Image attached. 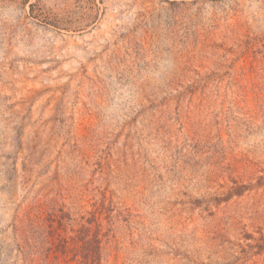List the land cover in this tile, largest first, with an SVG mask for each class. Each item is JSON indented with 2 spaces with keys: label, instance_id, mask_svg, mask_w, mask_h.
I'll return each mask as SVG.
<instances>
[{
  "label": "rangeland",
  "instance_id": "374dc122",
  "mask_svg": "<svg viewBox=\"0 0 264 264\" xmlns=\"http://www.w3.org/2000/svg\"><path fill=\"white\" fill-rule=\"evenodd\" d=\"M0 264H264V0H0Z\"/></svg>",
  "mask_w": 264,
  "mask_h": 264
},
{
  "label": "trees",
  "instance_id": "16d2710c",
  "mask_svg": "<svg viewBox=\"0 0 264 264\" xmlns=\"http://www.w3.org/2000/svg\"><path fill=\"white\" fill-rule=\"evenodd\" d=\"M48 228H50L48 226ZM46 245H47V248H46V251H47V255L45 256V259L46 260H49V255L52 254L54 255V257H52V260H57V255H59V253H63V251H65V245H66V242L64 239H61V238H56L54 237V235H52L50 238H48L46 240ZM93 246H92V242L90 240L87 241V248H86V254L84 256L85 260L87 262H89L90 260L91 261H94L93 260V256H92V253H93Z\"/></svg>",
  "mask_w": 264,
  "mask_h": 264
}]
</instances>
